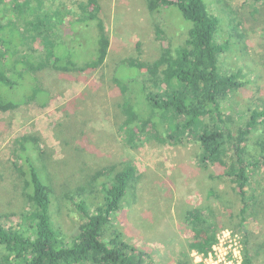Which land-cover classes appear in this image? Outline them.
<instances>
[{
    "label": "rangeland",
    "instance_id": "rangeland-1",
    "mask_svg": "<svg viewBox=\"0 0 264 264\" xmlns=\"http://www.w3.org/2000/svg\"><path fill=\"white\" fill-rule=\"evenodd\" d=\"M81 1L47 0L42 10H62L70 24L86 10L85 6L79 7ZM99 1V16L110 38L105 63L85 71H40L36 80L48 89L49 101L31 100L10 111L0 110V222L18 226L22 213L29 207L23 193L18 153L23 147L21 142L33 136L39 147L31 151L39 156L41 163H36L49 176L53 189L54 224L68 239L77 234L83 221L74 201L83 200L93 208L102 200V178L93 180L95 173L131 160L140 173L122 209L114 215L109 233L121 230L130 243L151 252L158 264H178L186 251L191 264H196V250H188L193 234L187 213L193 208H206L207 216L227 223L218 233L228 228L237 235L243 258L245 229L253 264H264V200H259L254 206L256 210L248 212L243 220L242 202L234 183L215 165L201 164L195 141L173 145L145 139L132 148L124 144L119 131L124 120L123 95L113 78L116 74L135 72L127 66L119 71L118 67L126 59L152 62L160 57L166 44H183L187 22L175 6L154 13L147 0ZM208 1L220 19L217 39L229 41L228 49L220 57L222 70L239 72L243 82L223 102L227 119L238 128L246 124L253 110H264V5L256 12L254 0ZM85 26L81 27L83 31ZM25 29L27 50L34 56L44 54L42 44L33 43L27 36L31 27ZM89 30L92 35L98 32L94 25ZM160 30L166 38L160 36ZM60 37L72 40L64 32ZM84 39L89 46L83 51L77 48L75 59L79 63L89 59L87 53L91 54L94 47L86 32L82 40L87 44ZM138 89L133 90V97L144 111ZM261 137L264 138V125L248 141L252 153L259 154L261 147L257 141ZM252 181L250 194L264 192V166L255 171Z\"/></svg>",
    "mask_w": 264,
    "mask_h": 264
},
{
    "label": "trees",
    "instance_id": "trees-1",
    "mask_svg": "<svg viewBox=\"0 0 264 264\" xmlns=\"http://www.w3.org/2000/svg\"><path fill=\"white\" fill-rule=\"evenodd\" d=\"M46 1L0 0L2 111H10L31 100L49 101L48 89L36 80L40 71L98 69L107 59L110 38L99 16V0L79 2V7L85 6L86 10L70 24L62 10L59 13L43 11ZM254 2L257 12L264 0ZM147 5L154 13L175 6L187 22V37L176 47L166 44L160 57L152 62L126 59L118 67L119 71L127 66L135 72L116 74L113 78L123 95L124 120L119 130L122 140L132 148L140 146L145 139L173 145L195 141L201 164L215 165L234 183L242 202L241 217L245 220L248 212L256 210L258 201L264 200V192H249L252 176L264 166V138L257 141L261 147L259 154L252 153L248 144L253 132L264 125V110H253L246 124L238 128L227 119L223 102L243 82L239 72L222 70L220 57L228 49L229 41L217 39L220 19L210 9L208 0H147ZM84 25L85 31L81 29ZM91 25L97 27V34H90ZM27 27H31V34L27 32V36L33 43L42 44L44 54L34 56L27 50ZM60 31L72 40L61 38ZM85 32L94 47L91 54L87 53L89 59L79 63L75 59L77 48L83 51L89 46L85 39L87 44H83ZM159 33L166 38L163 31ZM135 87H139V101L144 103V111L133 97ZM26 138L21 142L18 166L24 177L23 193L29 207L22 213L18 226L0 222V264H158L151 252L130 243L121 230L109 233L114 215L122 209L140 173L135 162L113 164L95 173L93 180L102 178V200L93 208L83 200L74 201L83 221L77 234L68 239L54 224L49 176L36 163L40 162L39 156L31 151L33 147L38 149L39 143L33 136ZM205 211L206 208H193L187 213L186 220L193 234L189 252L208 254L217 241L219 228L227 225L219 217L207 216ZM242 231L245 236L243 264H253L248 235L245 229ZM178 264H191L188 251L183 252Z\"/></svg>",
    "mask_w": 264,
    "mask_h": 264
},
{
    "label": "built area",
    "instance_id": "built-area-1",
    "mask_svg": "<svg viewBox=\"0 0 264 264\" xmlns=\"http://www.w3.org/2000/svg\"><path fill=\"white\" fill-rule=\"evenodd\" d=\"M241 253L237 235L227 228L217 234V241L208 254L196 251V264H243Z\"/></svg>",
    "mask_w": 264,
    "mask_h": 264
}]
</instances>
